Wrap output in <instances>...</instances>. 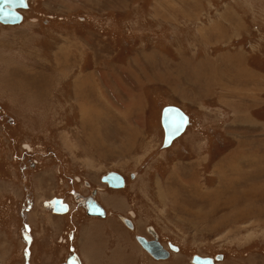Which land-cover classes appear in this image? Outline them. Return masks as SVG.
<instances>
[{
	"label": "rangeland",
	"instance_id": "374dc122",
	"mask_svg": "<svg viewBox=\"0 0 264 264\" xmlns=\"http://www.w3.org/2000/svg\"><path fill=\"white\" fill-rule=\"evenodd\" d=\"M23 13L0 27V264H264V0H30ZM167 105L193 121L163 148ZM150 228L177 246L169 260L138 242Z\"/></svg>",
	"mask_w": 264,
	"mask_h": 264
},
{
	"label": "water",
	"instance_id": "95a60500",
	"mask_svg": "<svg viewBox=\"0 0 264 264\" xmlns=\"http://www.w3.org/2000/svg\"><path fill=\"white\" fill-rule=\"evenodd\" d=\"M0 7H3L4 11L0 14V21L5 23H17L21 22L23 19L22 14L18 11L19 7H28L27 0L22 5L10 4L3 5L2 0H0ZM162 125L165 130V140L166 146L171 144V142L181 135L186 129L187 125H189V116L185 114V112L175 106H166L162 112ZM103 182H106L112 187L123 186L124 182L122 180H116V176L114 173L107 174L102 178ZM87 213L89 215H100L105 217L104 208L98 203V201L91 196L87 199L86 202ZM69 211V204L63 202V198L56 197L54 199V212L57 213H67ZM125 223L129 226V228H134L132 221L129 218H125ZM139 243L143 246L147 252L157 259H167L170 256L168 249H166L158 240V238H154L152 240H148L145 236L137 235L136 236ZM170 247L174 250H178L177 246L170 244ZM222 259V257H219ZM201 264H213L209 258H200Z\"/></svg>",
	"mask_w": 264,
	"mask_h": 264
},
{
	"label": "bare ground",
	"instance_id": "6f19581e",
	"mask_svg": "<svg viewBox=\"0 0 264 264\" xmlns=\"http://www.w3.org/2000/svg\"><path fill=\"white\" fill-rule=\"evenodd\" d=\"M29 1L30 0H27V3H28V7H29ZM28 7H26V8H28ZM21 8H24V7H19L18 8V11H19V9H21ZM25 8V9H26ZM23 16V15H22ZM22 21H23V19H22ZM21 21V22H22ZM21 22H17V23H5V22H2V21H0V23H3V24H10V25H18V24H20ZM167 106H175V107H178V108H180V109H182L180 106H176V105H167ZM166 107V106H165ZM164 107V108H165ZM163 108V109H164ZM184 112H185V114H188V113H186V111L184 110V109H182ZM162 112H163V110H162ZM188 116H189V125H187V127H186V129L184 130V132L181 134V135H179L178 137H176L175 139H178L180 136H182L184 133H185V131L186 130H188L187 128L191 125V121H190V115L188 114ZM161 121H162V117H161ZM163 126V125H162ZM163 129H164V127H163ZM164 132H165V130H164ZM174 139V140H175ZM173 140V141H174ZM173 141L171 142V144L173 143ZM166 140H165V138H164V147H169L171 144H169L168 146H166ZM111 173H113V172H110L109 174H111ZM114 174H115V176H116V180H122L123 182H124V185H125V178L121 175V174H119V173H117V172H114ZM232 182V181H231ZM124 185L123 186H119V187H115V188H122V187H124ZM112 187V186H111ZM220 188V187H219ZM260 189V188H259ZM253 193V192H252ZM90 198V197H89ZM88 199V198H87ZM258 199V198H257ZM255 200V199H254ZM87 202V201H86ZM99 203V202H98ZM100 204V203H99ZM101 205V204H100ZM102 206V205H101ZM87 207V206H86ZM103 207V206H102ZM104 208V207H103ZM104 210H105V208H104ZM255 210V209H254ZM263 211H264V209H263ZM57 213V212H56ZM240 213V212H239ZM59 214H65V213H59ZM105 215H106V211H105ZM90 216H100V215H90ZM133 216H135L134 214H133ZM122 220L124 221V223H125V217L124 218H122ZM126 224V223H125ZM127 225V224H126ZM128 226V225H127ZM129 227V226H128ZM130 229H132V228H130ZM150 232L154 235V237L155 238H158V233L153 229V228H150ZM149 240V239H148ZM139 242V241H138ZM142 246V245H141ZM143 247V246H142ZM147 251V250H146ZM219 257H222L221 255H217L216 256V258H213V257H204V256H200V255H194L193 256V258H192V261H193V263L194 264H201L200 263V258H209L211 261H212V263L213 264H215L216 263V261H218V260H221ZM155 259H157V258H155ZM157 260H164V259H157Z\"/></svg>",
	"mask_w": 264,
	"mask_h": 264
},
{
	"label": "flooded vegetation",
	"instance_id": "af4514ba",
	"mask_svg": "<svg viewBox=\"0 0 264 264\" xmlns=\"http://www.w3.org/2000/svg\"><path fill=\"white\" fill-rule=\"evenodd\" d=\"M23 9H25V8H21V9H19V12L23 15V21H24V19H25V15H24V13H23ZM22 21V22H23ZM21 22V23H22ZM20 23V24H21ZM19 25V24H18ZM11 27V26H16V25H10V24H3V23H0V27ZM186 113H188L189 115H190V121H191V123H192V116H191V114L187 111ZM161 117H162V115H161ZM190 127V126H189ZM188 127V128H189ZM187 128V129H188ZM185 132H187V130L185 131ZM185 134V133H184ZM181 137V136H180ZM164 138H165V132H164ZM164 140V139H163ZM176 140V139H175ZM173 143H174V141H173ZM173 143L169 146V147H171V146H173ZM163 144H164V142H163ZM163 148H169V147H164V146H162ZM114 173V172H113ZM109 174V173H108ZM134 175V177H135V174H133ZM105 176V175H104ZM126 180V179H125ZM88 183H90V182H88ZM110 186V185H109ZM112 188V187H111ZM77 197L79 198V201L83 204V206H84V208H85V210H86V213H87V207H86V201H87V198H89V197H91V196H87V195H85V196H82V195H80V194H77ZM94 197V196H93ZM104 208H105V211H106V215H105V217H103V216H90L88 213V216L90 217V218H97V219H99V220H101V219H105V218H107V216L109 215V212L107 211V209H106V207L103 205V203H101V201H99V199L97 198V197H94ZM63 202H64V199H63ZM66 203V202H65ZM68 204V203H67ZM53 206H54V202H53ZM69 210H70V205H69ZM56 213V212H55ZM59 214V213H58ZM148 232H149V234L150 235H152V238H147V239H149V240H152V239H154L155 237H154V235L148 230ZM158 233V232H157ZM158 240L160 241V243L166 248V249H168V251H169V253H170V256H169V258H167V260H169L172 256H173V249L170 247V245H169V247L168 246H166L162 241H161V237H160V235L158 234ZM173 245V244H172ZM143 248V247H142ZM143 250L145 251V252H147L144 248H143ZM148 253V252H147ZM149 254V253H148ZM150 255V254H149ZM219 255H222V254H219ZM151 256V255H150ZM152 258H154L153 256H151ZM215 258V257H214ZM155 259V258H154ZM155 260H157V259H155ZM162 261H166V259H164V260H162ZM218 262L216 261V263L215 264H217Z\"/></svg>",
	"mask_w": 264,
	"mask_h": 264
},
{
	"label": "snow or ice",
	"instance_id": "6c2138e0",
	"mask_svg": "<svg viewBox=\"0 0 264 264\" xmlns=\"http://www.w3.org/2000/svg\"><path fill=\"white\" fill-rule=\"evenodd\" d=\"M3 5H10V4H16V5H22L25 3V0H2ZM4 11L3 7H0V14H2Z\"/></svg>",
	"mask_w": 264,
	"mask_h": 264
},
{
	"label": "crops",
	"instance_id": "0c3cea01",
	"mask_svg": "<svg viewBox=\"0 0 264 264\" xmlns=\"http://www.w3.org/2000/svg\"><path fill=\"white\" fill-rule=\"evenodd\" d=\"M94 232V231H93ZM86 241V240H85ZM87 242V241H86ZM91 243V244H90ZM97 242H96V240H95V242H91V241H89V244L90 245H95Z\"/></svg>",
	"mask_w": 264,
	"mask_h": 264
}]
</instances>
